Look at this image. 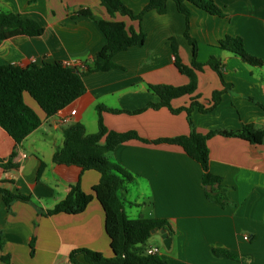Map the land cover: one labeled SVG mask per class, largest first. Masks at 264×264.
I'll use <instances>...</instances> for the list:
<instances>
[{
	"label": "crops",
	"instance_id": "1",
	"mask_svg": "<svg viewBox=\"0 0 264 264\" xmlns=\"http://www.w3.org/2000/svg\"><path fill=\"white\" fill-rule=\"evenodd\" d=\"M121 1L135 14L148 2ZM212 1L223 16L188 3L189 34L197 42V61L205 63L210 56L219 59L224 80L231 88L222 93L212 111L203 113L193 106L191 123L202 134L211 130L238 131L244 125L264 129V0ZM81 8L90 10L95 18L123 21L128 28L141 29L146 34L145 43L115 53L117 67L85 73V92L52 116H45L25 93V102L42 122L20 143L0 126V159L14 164L9 169L0 165V188L30 198L15 199L7 206L0 192V256L8 255L10 264H68L69 253L81 247L113 256L105 231V212L96 193L99 173L57 164L52 159L63 143V128L79 122L87 134L95 133L96 106L104 105L123 110L102 111L108 130L135 131L149 141L129 140L105 153L109 161L133 175L119 195L126 215L165 219L172 230V234L167 232L171 238L169 248L163 244L159 230L144 246L136 248H158L155 255L167 264H264V137L260 143L223 135L207 139L209 170L226 187L225 205L206 197L208 189L202 186L201 166L182 147L151 142L191 131L184 109L173 113L168 107H146L159 101L149 85L178 86L190 81L174 63L172 39L182 64L191 66L192 49L184 35L185 16L173 0L167 1L164 14L150 10L140 21L118 13L110 16L100 0H0V13L32 18L44 29L39 36L14 35L0 40V64L25 66L59 61L79 70L86 68L106 38L93 18L75 14ZM226 35L241 37L247 52L260 58L262 65H251L222 50L218 41ZM196 75L195 92L172 99L173 108L188 107L195 96L207 107L212 92L223 88L208 65ZM141 108L145 109L128 112ZM71 110L75 113L67 124L56 122L57 115H68ZM41 162L45 167L37 179ZM76 183L85 196L84 205L46 214ZM217 249L235 258L216 255ZM0 264H5L1 258Z\"/></svg>",
	"mask_w": 264,
	"mask_h": 264
},
{
	"label": "trees",
	"instance_id": "2",
	"mask_svg": "<svg viewBox=\"0 0 264 264\" xmlns=\"http://www.w3.org/2000/svg\"><path fill=\"white\" fill-rule=\"evenodd\" d=\"M110 16L118 13L133 20L140 21L143 14L154 10L164 14L167 10L168 0H148L147 4L139 13H134L121 0H100ZM177 10L185 16L184 35L191 45V66L181 63L178 56L175 40H171L174 54V63L178 70L187 76L190 81L185 85L157 84L149 85L159 98L158 102H150L146 107L157 109L168 107L173 113L184 109L187 114L191 131L188 135H180L172 138H161L151 141L152 143H168L182 147L185 153L197 161L202 169L201 182L205 189V195L212 201L225 205L228 202L226 187L221 184L220 177L209 170V151L207 139L213 135L235 136L253 143H260L264 137V129H255L251 125H244L241 130H211L206 134L199 133L193 127L190 120V112L196 106L200 112L212 111L221 99L223 92L231 88V84L225 82L222 73V63L214 56H210L205 63L197 61V42L189 34V8L188 3H193L199 8L214 14L223 16L222 10L212 0H173ZM76 15H85L93 18L103 32L106 43L98 50L92 62L83 70L69 67L62 62L30 63L22 66L14 63L0 64V126L17 142L20 143L33 130L41 124V117L25 102L24 94H28L44 112L45 116L54 115L57 111L85 92L82 76L87 72L105 71L117 67L113 56L131 46H141L145 43L146 34L139 29L135 31L128 28L123 21H111L95 18L90 10L81 8L75 12ZM43 27L32 18H22L13 12L0 13V40L14 35L39 36L43 33ZM218 46L227 52L239 56L243 61L251 65H262V60L247 52L243 39L239 36L226 35L218 41ZM204 65L211 67L218 75L223 88L214 90L211 94L210 104L204 107L192 97L188 107L175 109L171 106V100L192 95L197 89L196 71H201ZM264 108V104H262ZM145 108L128 111L137 113ZM98 114V128L95 133L87 134L83 124L77 122L63 128V143L53 154V162L57 164L76 165L82 171L95 170L99 173V187L96 189L97 198L105 212V231L109 237L113 256L105 257L101 253L89 248L81 247L72 250L68 256V264H167L158 255L146 253L143 248L152 234V230L164 229L172 234L171 227L165 219L157 218H129L123 207L119 195L123 192L125 185L133 180V175L117 163L111 162L105 153L113 150L118 144L129 140H141L149 142L138 136L135 131L116 132L108 130L105 126L101 113L109 111L113 113L123 110L109 108L104 105L96 106ZM12 157L9 156L7 161ZM0 165L4 169L13 168L10 161L6 164L0 159ZM45 163L37 171V179L40 177ZM4 203L9 204L15 200L28 201L30 198L23 194L14 193L0 188ZM85 196L80 189L79 183L73 185L64 199L58 202L46 214H53L73 205L82 207ZM3 246L2 234L0 232V250ZM216 255L235 258L226 251L217 249ZM5 264L9 263L8 255H1Z\"/></svg>",
	"mask_w": 264,
	"mask_h": 264
},
{
	"label": "built area",
	"instance_id": "3",
	"mask_svg": "<svg viewBox=\"0 0 264 264\" xmlns=\"http://www.w3.org/2000/svg\"><path fill=\"white\" fill-rule=\"evenodd\" d=\"M66 66H70V63H66L64 64ZM75 110H71L70 113L68 115H57L56 116V122L58 124H67L70 120V117L72 115H74ZM245 239H247V236L244 237ZM158 252V248H148L146 249V253L147 254H151V255H155Z\"/></svg>",
	"mask_w": 264,
	"mask_h": 264
},
{
	"label": "water",
	"instance_id": "4",
	"mask_svg": "<svg viewBox=\"0 0 264 264\" xmlns=\"http://www.w3.org/2000/svg\"><path fill=\"white\" fill-rule=\"evenodd\" d=\"M211 187L210 186H207V189L209 190ZM156 230L153 229L152 230V233H154ZM160 233H161V237L163 239V244L165 245L166 248H169L170 247V244H171V238L168 236V233L164 230V229H160L159 230Z\"/></svg>",
	"mask_w": 264,
	"mask_h": 264
}]
</instances>
